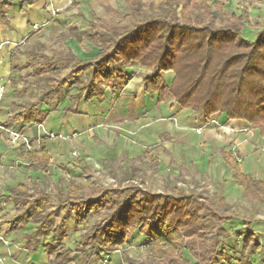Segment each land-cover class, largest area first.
<instances>
[{
    "label": "trees",
    "instance_id": "1",
    "mask_svg": "<svg viewBox=\"0 0 264 264\" xmlns=\"http://www.w3.org/2000/svg\"><path fill=\"white\" fill-rule=\"evenodd\" d=\"M12 4L0 0L3 19V6ZM21 4L26 13L33 0ZM128 5L125 19L131 26L123 31L109 29L100 18L89 21L87 31L70 27L66 37L81 45L88 41L100 49L99 58L81 60L65 46L52 58L39 54L41 64L32 75V86L26 88L36 89L37 102L57 106L64 94L71 103L65 111L79 113L83 99L100 98L107 89L123 90L132 79L129 69L139 65L146 70L142 75L146 94L158 95L159 103L172 98L181 110L201 114L207 123L215 115L244 121L264 137V30L256 41L243 37L247 10L239 17L230 16L214 0H163L158 5L153 0H128ZM148 13L163 17L149 18ZM58 64L69 69L61 79L54 77ZM170 72L173 79L168 83L165 76ZM13 119L43 125L46 113L26 109ZM46 140L42 139L40 150L23 152L29 166L44 175L50 165ZM222 156L245 196L264 201V181L244 174L231 153L223 151ZM127 175L122 173L124 179ZM8 200L17 211H28L24 224H37L26 235L27 250L37 252L43 240L51 238L43 246L50 264L74 261L72 251L64 247L66 222L73 220L82 229L87 219L97 223L76 252L100 260L123 249L134 233L145 239L148 256L143 261L126 257L127 264H252L253 257L264 254V245L250 224L236 233L243 240L241 251L232 256L225 250L223 240L230 234L224 226L231 219L227 213L232 206L219 194L209 200L175 185L171 193H158L136 186L97 189L92 183L71 180L58 188L52 209L51 196L29 185L11 188Z\"/></svg>",
    "mask_w": 264,
    "mask_h": 264
},
{
    "label": "crops",
    "instance_id": "2",
    "mask_svg": "<svg viewBox=\"0 0 264 264\" xmlns=\"http://www.w3.org/2000/svg\"><path fill=\"white\" fill-rule=\"evenodd\" d=\"M10 1L13 2L11 6H3L6 12L5 19L0 13V87H4L0 99V124L6 128L19 129L34 143L36 151L40 150L42 139L46 138L50 165L46 175L40 170L31 168L23 156L26 150L22 142L18 147L12 146L8 135L4 132L0 134V249L6 264H50L52 260L43 247L51 242L50 237L43 240L42 247L37 252L25 248L26 235L33 233L37 224L34 228L31 226L29 228L23 226L22 222L14 223L19 211L14 203L8 200L11 188L19 185L31 186L30 182L34 180V176L35 180H43L42 177L51 173L52 168L57 175H61L60 173L66 168L60 164L72 166L74 160H81L86 165L84 171L91 167L96 172L110 170L112 173L120 174L133 171L132 165L149 158L153 161V165H158L157 172H164L165 167L162 165H170L173 160L171 155L175 156L172 149L173 142L183 144L188 151L199 152V156L196 155L199 159H202L205 153H219L218 162L231 173L232 183L229 187L234 188L233 192L240 191L243 199L258 205L259 209L257 212L253 210L247 212L244 207V213L247 212V214L242 215L240 220L232 216L227 225L236 234L245 230L250 224V230L260 237L264 245V208L261 207V205L264 207V201L245 196L242 187L238 186L233 179V172L226 166L222 156L223 151L231 153L244 174L258 181H264V137L259 130L252 129L246 122L228 120L225 115H215L207 123L202 119L201 114H194L188 110L183 111L191 112L190 119L182 117L181 108L172 98L159 103L158 95L146 94L142 79V74L146 70L141 67H139L140 71L135 69L136 73H133V67L129 69L132 79L123 90L107 89L100 98L83 99L79 104V113L65 111V108L71 104L70 100L63 107H60V104L46 106L44 103H39L38 107L34 108L36 103L32 106L29 104L30 99L26 90L28 87L26 83L21 82V72L14 65V60L24 56L27 51L38 48L43 34L55 26L68 27L65 32L68 35L70 27L77 26L66 22L69 16H75L74 10L93 9L94 18L85 21L88 24L89 21H95L97 18L102 19L93 7V3L100 1L101 7L106 5L117 14L116 16L125 19V16L130 13L128 0H33L32 6L26 13L22 12L21 0ZM162 1L153 0L156 5ZM214 1L223 5L225 12L230 16L239 17L244 9L247 10L248 19L242 35L246 40H257L264 30V0H254L252 4L243 0ZM79 28L81 31H86ZM66 35L62 43L81 60L96 59L101 56L100 49L88 41L81 45L74 37H66ZM76 47L83 52V56L76 53ZM16 76L18 80L12 79ZM165 79L170 83L173 73L166 74ZM26 109L45 112V123L33 125L13 119L14 115ZM199 129L200 133L197 132ZM180 130L181 137L177 135L181 132ZM49 132L57 135L62 133L67 137L75 136L69 140H51L47 137ZM96 141L99 146L94 148ZM71 149L78 150L80 158L73 159ZM180 150L181 148L178 152ZM154 159L158 161L157 164ZM74 164L77 165V163ZM112 177L117 180L116 177ZM71 180L68 179L67 185ZM88 181L85 178L84 184H88ZM133 182H135L134 179ZM219 192L218 194L226 197V202L233 208L234 201L231 200L233 192H227L224 195L221 191ZM66 225L69 228L67 222ZM224 229L230 234L227 228L224 227ZM69 234L68 232L67 236ZM21 236H25L22 243L17 241V238ZM5 241L9 245H5ZM145 242L139 233H134L125 247L129 244ZM242 246L241 243V249ZM96 260L98 261L94 263L74 259L70 264H99L100 259L96 258ZM252 264H264V254L260 253L253 257Z\"/></svg>",
    "mask_w": 264,
    "mask_h": 264
},
{
    "label": "rangeland",
    "instance_id": "3",
    "mask_svg": "<svg viewBox=\"0 0 264 264\" xmlns=\"http://www.w3.org/2000/svg\"><path fill=\"white\" fill-rule=\"evenodd\" d=\"M101 2L98 1L96 3H93V7L96 8L97 14L105 21L108 28L115 31H123L126 28L131 26V23L125 19H123L121 16H116L110 8H108L106 5L101 7ZM75 16H69L66 20L67 23H71L72 25H77L81 27V29L88 30L89 26L85 23V21L92 20L93 17V9L85 8L84 10L76 9L74 10ZM96 13V12H95ZM71 15V14H70ZM147 17L149 18H158L163 17V15H156L154 13H148ZM260 29V28H259ZM259 29H256L259 31ZM51 30V31H50ZM48 32L46 31L42 38L41 44L38 46V48H33L26 52V54L22 57H17L16 61L14 60V65L17 66V68L21 72L20 78L22 79L21 82L26 83V87H31L33 83V74L35 73L36 69L41 64V59L38 58L40 53H43L44 55H47L49 58H52L54 54L62 50V47L65 46L63 42V37L67 34L65 33L68 30V27H63V25H58L57 27H53ZM254 40V39H253ZM75 45V44H74ZM66 47V46H65ZM76 53L83 56V52L75 48ZM80 52V53H79ZM90 52V51H89ZM57 62H54L53 65H56ZM55 67H58L56 69V73L54 74L56 78L61 79L64 77L68 72L69 69L64 65H57ZM133 67V73L135 72V69H139V65H134ZM130 71V70H129ZM138 73V72H137ZM143 75V74H142ZM18 80V77L15 78ZM28 98L30 99L29 104L32 106L34 103H36V106L34 108L38 107L39 102H37V94L36 89L31 90L30 88L27 90ZM69 99L62 94L61 96V102L60 107L65 106ZM56 103L54 102L52 106H54ZM56 108V107H55ZM182 117L187 118L188 120L191 117V112L187 111H181ZM185 113L187 115H185ZM204 120L203 116H201ZM181 131V130H180ZM185 131V130H183ZM91 133V132H89ZM50 132L47 134V137L49 138ZM64 137L67 138V140L72 139L75 135H72L70 137H67L64 134ZM179 137L182 135V131L177 134ZM50 139V138H49ZM177 139V138H176ZM57 140V139H56ZM99 146L98 142L96 141L94 143V148H97ZM181 148L180 152L178 150ZM175 156L171 155L173 160L172 162L167 165L163 164L162 167H165L164 172H157L158 165H153V161L149 158L142 159L139 164L132 165L133 171L129 172L127 175V179H124L125 177L122 176V173L119 174V178L117 177V188H128L131 186L139 187L143 190H150L154 192H166L171 193L174 185L185 192L189 191H195L196 193L202 195L204 198L213 200L214 196L220 193L224 195V193H232L234 188H230L229 185L232 183L231 173L230 170L227 168H224L223 164L218 162V152L215 153H205V156L202 157L201 161H199V152L194 151H188L185 149V146L183 144H179V142H173L172 147ZM177 150V153H176ZM79 151L71 149L70 153L73 159L80 158ZM93 153V151L91 150ZM74 153H78V156H74ZM55 163V162H54ZM74 163H77L75 165ZM59 164H57V167ZM63 165L66 169L63 170L61 175H57L56 172H54V168H52V172L49 173L47 176H43V180H34L30 182V185L32 187H38L45 191L47 194L51 196L52 204L51 208H54L56 206V199L57 194L56 191L59 187H65L68 183V179L76 180L79 183L84 184L85 178L89 180V183H93L94 186L97 189H113L111 186H107L109 179H114L113 173L110 170H98L100 171V175L97 176V172L93 170V168L89 167L84 171V167L86 166L84 163H82L81 160H74L72 163V166H69L71 164H60ZM148 166V167H147ZM133 176L135 182L133 180L129 179V176ZM216 175L218 177H216ZM94 178L95 180H93ZM235 192V191H234ZM233 192V198L231 199L234 201L233 208L227 213L230 217H235V219H239L242 217V215H246L249 211H259L258 205H253L252 202H249L248 200L243 199L241 192ZM225 200L226 197H225ZM246 208V211L244 213V209ZM262 209L264 208L263 205H261ZM219 210V209H218ZM263 211V210H262ZM28 213L27 210L19 211L17 214V218L14 221L15 224H18L19 222H22L23 224V217ZM223 214V213H222ZM240 220V219H239ZM232 221V220H231ZM68 223V231L69 236H67L66 240L64 241V247L71 249L72 255L75 260H80L82 262H94L96 263L98 260H96V257H90L89 254H82L79 252H76L77 247L81 245V243L84 241V237L88 235L92 227L97 223L93 219H87L86 226L82 229H77L75 222L67 221ZM23 226H27L30 228L36 226L33 223L29 224H23ZM225 228L230 231V237L231 239H224L223 240V246L225 250L232 256H235L239 253L241 250V243L242 238L235 234V232L228 227L227 223L224 226ZM25 236L17 238V241L22 243V239H24ZM65 248V250H67ZM186 255V252H184V256ZM148 256V250L143 246V244H129L127 247H124L119 252H113L111 255L112 258V264H127L126 257H130L132 259H135L137 261H143L146 260ZM187 256V255H186ZM102 260H99V264ZM92 263V264H94Z\"/></svg>",
    "mask_w": 264,
    "mask_h": 264
},
{
    "label": "built area",
    "instance_id": "4",
    "mask_svg": "<svg viewBox=\"0 0 264 264\" xmlns=\"http://www.w3.org/2000/svg\"><path fill=\"white\" fill-rule=\"evenodd\" d=\"M4 91V87H0V99L2 97V93ZM6 133L9 137V142L12 146L18 147L19 143L22 142L23 147L25 148L26 151H36V148L34 146V143L26 136L24 135L19 129H16L14 127H9L6 128L2 124H0V134L1 133ZM198 133L201 132V130H197ZM49 138L51 140H56V139H61V140H66L67 138L64 137L63 135H57L55 133H50ZM74 156H78V153H74ZM100 175V171H97V176ZM95 180L94 178H92ZM117 182L115 179H109L107 186L113 187V189H117ZM5 245H9L8 242H4ZM122 248H120L117 252L121 251ZM112 253H107L104 254L103 259H102V264H112V258H111ZM0 264H6L5 259L3 257L2 251L0 249Z\"/></svg>",
    "mask_w": 264,
    "mask_h": 264
}]
</instances>
